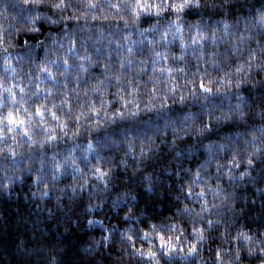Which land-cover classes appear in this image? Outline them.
Returning a JSON list of instances; mask_svg holds the SVG:
<instances>
[{"label": "clouds", "instance_id": "9594fccd", "mask_svg": "<svg viewBox=\"0 0 264 264\" xmlns=\"http://www.w3.org/2000/svg\"><path fill=\"white\" fill-rule=\"evenodd\" d=\"M0 264H264V0H0Z\"/></svg>", "mask_w": 264, "mask_h": 264}]
</instances>
